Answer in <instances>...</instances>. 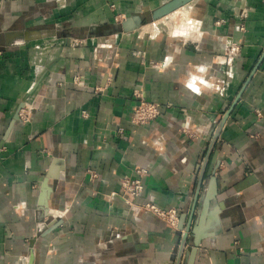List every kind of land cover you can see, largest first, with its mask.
Instances as JSON below:
<instances>
[{
	"label": "crops",
	"instance_id": "1",
	"mask_svg": "<svg viewBox=\"0 0 264 264\" xmlns=\"http://www.w3.org/2000/svg\"><path fill=\"white\" fill-rule=\"evenodd\" d=\"M169 1L0 0V264H187L202 214L194 264H264V0L152 21ZM230 41L239 55L214 63ZM136 90L154 122L132 123ZM137 168L133 201L119 183Z\"/></svg>",
	"mask_w": 264,
	"mask_h": 264
},
{
	"label": "built area",
	"instance_id": "2",
	"mask_svg": "<svg viewBox=\"0 0 264 264\" xmlns=\"http://www.w3.org/2000/svg\"><path fill=\"white\" fill-rule=\"evenodd\" d=\"M112 8L115 9V6H112ZM116 22L121 23L119 16L116 17ZM224 23V21H219L217 22V25ZM241 30H243V28H241ZM107 44L108 42L105 43V45ZM109 44L114 45L115 43L111 40ZM107 47L109 46L107 45ZM240 52L241 46L230 41L225 54L221 57H215L213 62L220 65H229ZM133 97L136 101V106L132 115V123L134 125H147L158 119L161 113V106L159 104L148 101L145 94L141 90L134 91ZM82 115L84 118L88 117L86 112H83ZM18 116L23 123H28L30 121L31 110L22 108L19 111ZM257 117H261V113L259 111L257 112ZM118 132L119 134H123L124 131L120 129ZM88 174L91 179L97 178V174L94 171H88ZM148 174L149 171L147 169L137 168L134 170L133 176L122 177L119 183L121 193L132 197L133 201L141 197L143 193V179L148 176ZM133 205L137 206L134 203ZM137 207L157 219L168 222L174 228L178 227V212L174 209L165 211L151 203L139 204Z\"/></svg>",
	"mask_w": 264,
	"mask_h": 264
},
{
	"label": "water",
	"instance_id": "3",
	"mask_svg": "<svg viewBox=\"0 0 264 264\" xmlns=\"http://www.w3.org/2000/svg\"><path fill=\"white\" fill-rule=\"evenodd\" d=\"M196 0H171L156 10H154L151 14V20L152 21H158L164 17L169 16L170 14L174 13L175 11L189 5L190 3L194 2ZM141 20L137 17L128 19L125 23L121 25V31L124 33H130L133 31L135 27H138L141 25ZM26 36V35H25ZM24 34H14L11 35V39L7 42V46L11 45L14 41L22 39L25 37ZM23 107V105H22ZM20 108V110L22 109ZM1 148V147H0ZM219 163H217L216 167L212 169L209 177L212 178L210 182V188L209 191L204 199V210L209 206V203H211L215 197L217 196V181L215 180V173L218 169ZM203 222V214L199 222H197L196 227L191 231L188 230L185 233V236L189 237L191 234L193 236V247L188 248V260L187 264H194L195 258L197 256V250L201 242L205 239V237L202 234L201 226ZM187 239V238H186Z\"/></svg>",
	"mask_w": 264,
	"mask_h": 264
}]
</instances>
